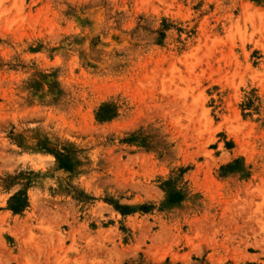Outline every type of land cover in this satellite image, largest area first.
<instances>
[{
  "label": "rangeland",
  "instance_id": "rangeland-1",
  "mask_svg": "<svg viewBox=\"0 0 264 264\" xmlns=\"http://www.w3.org/2000/svg\"><path fill=\"white\" fill-rule=\"evenodd\" d=\"M0 264H264V0H0Z\"/></svg>",
  "mask_w": 264,
  "mask_h": 264
}]
</instances>
